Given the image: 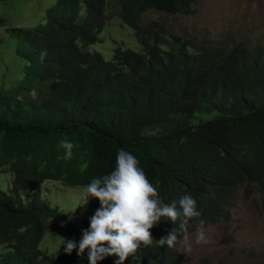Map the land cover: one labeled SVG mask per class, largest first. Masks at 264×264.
<instances>
[{
	"label": "trees",
	"instance_id": "trees-1",
	"mask_svg": "<svg viewBox=\"0 0 264 264\" xmlns=\"http://www.w3.org/2000/svg\"><path fill=\"white\" fill-rule=\"evenodd\" d=\"M195 1L53 0L35 26L12 31L23 67L0 88V264H69L54 251L51 230L69 225L68 216L42 197V186L86 187L115 168L120 148L137 158L163 202L196 200L201 216L188 233L199 219L204 227L226 221L242 184L264 190V46H215L141 22L150 9L191 15ZM115 15L139 49L115 43L106 59L93 45ZM61 140L74 145L70 159ZM174 227L164 220L150 232L159 240ZM124 264L184 263L154 242Z\"/></svg>",
	"mask_w": 264,
	"mask_h": 264
},
{
	"label": "rangeland",
	"instance_id": "rangeland-1",
	"mask_svg": "<svg viewBox=\"0 0 264 264\" xmlns=\"http://www.w3.org/2000/svg\"><path fill=\"white\" fill-rule=\"evenodd\" d=\"M52 2L0 0V88L14 84L23 67V60L16 55V39L12 31L18 27L35 26L43 19L44 9ZM193 8L195 12L188 16L167 15L150 9L144 13L141 22L153 19L167 31L201 43L211 42L215 46L227 39L243 41L251 46H264V0H196ZM110 9H113L112 5ZM113 18L111 23L106 24L100 43L93 45L106 59L111 57L112 45L115 43L139 49L135 32L123 24L118 15ZM42 189V197L63 209L68 216L69 225L55 223L56 229H51L57 235L53 240H59L54 251L59 250L62 255L69 257V264L88 260L85 253L77 256L78 248L66 254L61 238L65 243L73 240L79 244L83 231L90 225H84L83 219H90L95 214L97 199L90 197L86 205L76 208L83 202L85 187L65 186L61 182L50 181L44 183ZM60 227L66 229L67 234H61L57 230ZM197 229L189 233L193 240ZM204 229L209 238L208 244H193L188 253H184L182 245L175 248L184 264H264V190L253 182L242 184L235 192L234 205L230 208L227 220ZM70 231L74 233L73 236L68 235ZM41 247L49 254L53 251L52 245L48 243L42 242Z\"/></svg>",
	"mask_w": 264,
	"mask_h": 264
},
{
	"label": "clouds",
	"instance_id": "clouds-1",
	"mask_svg": "<svg viewBox=\"0 0 264 264\" xmlns=\"http://www.w3.org/2000/svg\"><path fill=\"white\" fill-rule=\"evenodd\" d=\"M60 146L65 150V158L70 159L73 143L61 140ZM90 197L99 201L100 208L90 218L89 228L83 231L79 244L73 240L65 243L61 238L66 254L78 248L76 254L81 256L87 249L89 264H98L108 256L117 257L114 264H124L141 246L151 247L154 242L170 249L182 245L184 253L190 252L193 244L209 243L202 219H199L194 240L188 233L189 221L201 216L196 200L186 194L178 205L176 201L163 202L157 187L139 167L137 158L123 148L117 150L115 168L86 185L83 202L76 208L86 205ZM164 220L174 225L178 223V227L166 237L154 240L150 229Z\"/></svg>",
	"mask_w": 264,
	"mask_h": 264
}]
</instances>
